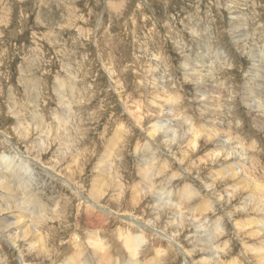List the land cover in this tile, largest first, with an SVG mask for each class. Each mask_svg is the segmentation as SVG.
Returning <instances> with one entry per match:
<instances>
[{"label": "rangeland", "instance_id": "1", "mask_svg": "<svg viewBox=\"0 0 264 264\" xmlns=\"http://www.w3.org/2000/svg\"><path fill=\"white\" fill-rule=\"evenodd\" d=\"M260 24L264 29V0H0V164L12 159V166L24 169L21 177L25 180L26 191L19 189L13 194L19 198L17 204L31 210L25 212L27 218H32L33 211L29 208L32 205L28 206L22 200L25 193H29L32 202L40 206L36 209L45 210L43 236L48 249L40 256L42 259L37 257L38 260L28 248L31 241L21 244L28 264H67L71 257L77 259L72 252H80L77 250L80 245L86 246L85 252L100 264H111L110 257H121L116 247L118 244L122 247L119 233L134 229L122 217L132 215L133 218V214L142 209H148V215H151L146 217V221L139 218L138 222L154 229L149 231L148 239L155 244L142 246L139 263L144 260L145 264H235V261L237 264H259V246L264 244L261 228L264 226L260 224V229L256 223H248V226L247 221L264 220V215H261L264 214V204H261L264 200H260L264 193L256 187L257 183L258 186L264 185V123L255 122L261 116L260 122L264 121V107L258 105L264 104V97L261 101V96L247 93L246 87L254 79L252 90L262 87L264 92V36L257 29ZM226 58L230 62L225 63ZM255 64H260L261 70L255 71ZM191 74L195 75L192 77ZM197 74L200 79L202 75L200 88L194 78ZM224 74L226 76L221 78ZM170 97H179L187 114L199 125L196 126L199 132L207 136L202 135L200 145L195 148L188 145L193 138L189 124H179L178 118L174 117L167 121L169 118L162 114L161 117L158 112L157 108L163 107ZM260 109L262 114L257 112ZM140 115L142 127L136 126L135 122ZM212 120H217L216 124ZM155 122H161L160 128H166L170 134L172 130L188 138L187 141L169 148L168 137L156 133L155 140H151L148 133ZM19 124L29 129V141L40 143L42 148L34 145L31 153L28 151L29 143L26 144L22 140L24 138L17 134ZM229 125L231 128L228 130ZM205 127L208 131L216 130L218 135L208 136V132H204ZM228 131L239 135L237 138L242 140L247 155L241 152V143L227 141ZM217 139L227 142L224 148L231 150L232 147V162L223 153L220 157L215 155V159L211 157L216 149L219 153L223 151L224 144ZM234 157L235 160L232 159ZM253 158H256L254 165H248ZM234 162H241V165L234 166L236 173L243 163L247 164V171L251 172H240V175L247 179L244 178L246 184L249 178L254 180L255 184L249 181L253 187L250 183L247 184L249 187L246 186L239 174L231 176L232 172H228L227 177L223 173L222 167L234 165ZM218 167L222 169V175L217 173L220 171ZM5 174L10 177L8 172ZM215 175L217 177L213 179ZM145 176L149 177L148 180ZM145 179L152 182V187L145 183ZM235 179H242V183H235ZM232 183L240 189L242 186L246 188L237 191L233 188V197L227 191H232ZM229 184L230 189H226ZM249 188L256 189L255 192L254 189L250 191L255 195L258 193L259 198L252 195ZM186 189H190V195L194 197L183 202L182 193ZM133 192H138L140 199ZM112 198L121 201L120 208ZM247 199L252 201L248 203ZM5 200V193L0 188V203L6 206L8 200ZM92 200L99 205L98 209L106 212L105 218L99 216L103 221L101 226H93L94 223L88 226L86 223L88 215L95 212L89 208L96 204ZM127 204L134 209L132 207V211H128L124 206ZM195 206L199 209L196 210ZM160 207L171 209V215L164 220L167 224L157 220ZM11 214L7 212L4 217L0 216V221L11 220ZM241 219H245L246 228H249H245V221H239ZM181 220L186 224L183 229L179 225V221L183 223ZM154 221L155 227L152 226ZM217 225H220V232L214 231ZM176 234L179 240L175 238ZM219 234L220 240L216 242L213 239ZM93 236H98L103 242L100 244L104 252L113 253L110 257L91 245ZM7 240L6 234L0 235V259L8 261L3 264H27L20 258V247ZM32 242L36 243L35 238ZM169 242L175 245L173 252L168 250ZM223 245L231 248L233 254L225 253ZM79 248L83 249L82 246ZM191 250L195 254L192 257L187 254ZM48 251L49 256L46 255ZM144 254L147 256L143 257ZM206 258H209L207 263Z\"/></svg>", "mask_w": 264, "mask_h": 264}, {"label": "bare ground", "instance_id": "2", "mask_svg": "<svg viewBox=\"0 0 264 264\" xmlns=\"http://www.w3.org/2000/svg\"><path fill=\"white\" fill-rule=\"evenodd\" d=\"M254 17V16H253ZM255 17H256V15H255ZM252 18V17H251ZM250 18V19H251ZM247 21V20H246ZM255 21V20H254ZM253 22V21H252ZM251 23V22H250ZM259 23V22H258ZM246 25V24H245ZM251 25V24H250ZM261 24L257 27V29L263 34V36H264V29H263V27L261 26ZM248 27H250V26H248ZM251 28V27H250ZM249 29V28H248ZM260 35V34H259ZM232 39H236V38H234V37H232ZM238 39V38H237ZM240 40V39H239ZM237 41V40H236ZM264 41V40H263ZM262 46V45H261ZM243 46L241 45V48H242ZM263 47H264V44H263ZM219 50V49H218ZM260 51V50H259ZM261 51H263V50H261ZM256 52V51H255ZM264 52V51H263ZM219 53V52H218ZM262 53V52H261ZM260 53V54H261ZM220 54V53H219ZM218 55V54H217ZM261 55H263V54H261ZM203 56V55H202ZM220 57V56H219ZM205 58V57H204ZM207 59V58H206ZM221 59V58H220ZM219 59V60H220ZM223 59V58H222ZM228 59H229V57H228ZM260 60V59H259ZM207 61H209V60H207ZM226 61H227V58L226 59H224V62L226 63ZM258 61V60H257ZM261 61H262V59H261ZM217 62V61H216ZM221 62V61H220ZM223 62V63H224ZM227 62H230V61H227ZM263 62V61H262ZM234 63V62H233ZM261 63V62H260ZM197 64H199V63H197ZM215 64V63H214ZM219 64V63H218ZM229 63H227V65H228ZM226 65V66H227ZM260 65V64H259ZM259 65H256L255 64V71H259V70H261V67L259 66ZM184 66V65H183ZM219 66V65H218ZM232 66V65H231ZM261 66H262V63H261ZM221 67V66H220ZM258 67H260V69L258 68ZM262 67H264V66H262ZM201 69H202V67H200ZM199 68V69H200ZM204 68V67H203ZM227 68V67H226ZM228 68H230V67H228ZM206 69V68H205ZM224 69V68H223ZM207 70V69H206ZM201 71V70H200ZM202 71H203V69H202ZM201 71V72H202ZM229 71H231V70H229ZM210 72V71H209ZM224 72V71H223ZM227 72V71H226ZM203 73V72H202ZM218 73V72H217ZM216 73V74H217ZM204 74V73H203ZM221 74V73H220ZM255 74H256V72H255ZM255 74L253 75L254 76V78H255ZM264 74V73H263ZM188 75H189V73H188ZM193 74H191V76H192ZM195 75V74H194ZM193 75V76H194ZM199 74H197L194 78L196 79V81L199 83V82H201L202 83V81H201V79H202V75H201V79L200 78H198L197 76H198ZM260 75H262V74H260ZM192 76V77H193ZM206 76H208V75H205V77ZM224 76H226L225 74L222 76L221 75V78L222 77H224ZM247 76V75H246ZM257 77H258V75H256ZM259 77H261V76H259ZM187 78V77H186ZM262 78V77H261ZM204 79V78H203ZM253 79V78H252ZM260 79V78H259ZM264 79V78H263ZM188 80V79H187ZM257 80V79H256ZM261 80V79H260ZM232 81V80H231ZM253 81H254V79H253ZM253 81H251L250 80V82H249V84L247 85V87H246V90H247V93H248V91H249V93H252V94H255V95H257V96H261V101L263 100V97H264V92H263V90H262V87H260V85H259V89H257L256 91L255 90H252L253 88L252 87H254L253 86V84H254V82ZM258 81V80H257ZM256 82V81H255ZM261 82V81H260ZM197 83V84H198ZM204 83V82H203ZM258 83V82H257ZM208 84V83H207ZM211 84V83H210ZM209 84V85H210ZM233 84V83H232ZM199 85V88H200V83L198 84ZM217 86H219V85H217ZM256 86V85H255ZM70 88H71V86H69ZM75 87V86H74ZM119 87V86H118ZM257 87V86H256ZM72 89H74V88H72ZM255 89V88H254ZM118 90V89H117ZM240 90V89H239ZM71 91H73V90H71ZM200 91V90H199ZM209 92H210V90H208ZM227 91V90H226ZM232 91V90H231ZM251 91V92H250ZM225 93H227V92H225ZM228 93H230V91L228 92ZM234 93H235V91H234ZM159 94V93H158ZM203 94H205L204 92H203ZM202 94V95H203ZM246 93H244V95H245ZM206 96V95H205ZM236 96V95H235ZM252 96V95H251ZM250 96V97H251ZM204 97V96H203ZM237 97V96H236ZM253 97H255V96H252V98ZM24 98V97H23ZM206 98V97H205ZM209 98V97H208ZM208 98H206V99H208ZM232 98H234V97H232ZM249 98V97H248ZM255 99H257V98H255ZM156 100V99H155ZM230 100H232V99H230ZM239 100V99H238ZM250 100V99H249ZM258 100V99H257ZM234 101V100H233ZM247 101V100H246ZM245 101V102H246ZM254 101H256V100H254ZM167 102V101H166ZM235 102H237V101H235ZM234 102V103H235ZM259 102V101H258ZM257 102V103H258ZM100 103V102H99ZM156 103V102H155ZM233 103V102H232ZM249 103V102H248ZM253 103V102H252ZM251 103V104H252ZM262 103V102H261ZM261 103H259L258 105L260 106V105H263V107H264V104H261ZM170 104H172V106L170 105ZM236 104V103H235ZM234 104V105H235ZM250 104V103H249ZM152 105V104H151ZM159 105V104H158ZM170 105V106H169ZM205 105V104H204ZM254 105H255V103H254ZM144 106V105H143ZM156 106V105H155ZM206 106V105H205ZM204 106V107H205ZM154 107V106H153ZM254 107V106H253ZM235 108V107H234ZM255 108V107H254ZM261 108V107H260ZM158 109V112L160 113V115L162 114V115H165V117H167V118H169L167 121H171V118L170 117H174V118H178V123L179 124H182V123H186V124H189V131L191 132V136L193 137L192 139H191V142L190 141H188V145L191 147V146H193L194 148L196 147V146H198V145H200V143H201V140H199L200 138H201V136L203 135L202 133H201V131L199 132V130L197 129V127L196 126H199L198 124H196L193 120V118L191 117V115H189V114H187V111H185V108H184V106H183V102H180V100H179V97L178 98H175V97H170V99L168 100V102L167 103H165L164 105H163V107L162 106H160V107H158L157 108ZM207 109V108H206ZM236 109V108H235ZM262 109V108H261ZM261 109L259 110V111H257L258 112V114L259 113H261ZM148 110V109H147ZM253 110V109H252ZM264 110V109H263ZM262 110V111H263ZM155 112V111H154ZM165 112H167L166 114H165ZM252 112V111H251ZM158 113V114H159ZM182 113H185V114H182ZM252 113H254V112H252ZM256 113V112H255ZM254 113V114H255ZM157 114V113H156ZM236 114V113H235ZM262 114V113H261ZM264 114V113H263ZM155 115V114H154ZM153 115V116H154ZM162 115H161V117H162ZM14 116H16L15 114H14ZM153 116H151V117H153ZM156 116V115H155ZM155 116H154V118H155ZM258 116V115H257ZM256 116V117H257ZM144 117H145V115H144ZM144 117H142V118H144ZM41 118V117H40ZM214 118H216L217 119V117H214ZM25 119V118H24ZM137 119V121L135 120V122H136V126H139V127H142V125H141V115L139 116V117H137L136 118ZM138 119H139V121H138ZM161 119V118H160ZM164 119V118H163ZM259 119H262V116L259 118ZM259 119H256V121L255 122H257V123H259V124H263L264 123V121L263 122H260V121H262V120H259ZM59 120H61V119H59ZM147 120H148V118H147ZM151 120V119H150ZM174 120V119H173ZM215 120V119H214ZM264 120V119H263ZM161 121V120H160ZM175 121V120H174ZM217 121V120H216ZM215 121V122H216ZM214 121L212 120V123H213ZM214 122V123H215ZM156 123V122H155ZM174 123V122H173ZM172 123V124H173ZM177 122H175V124H176ZM238 123H241V122H238ZM186 124H184V126L186 125ZM216 124V123H215ZM40 125V124H39ZM162 124H161V122H157L156 124H154V127L153 126H151V128H150V130H149V138L151 139V140H155L154 138L156 137L155 136V134L157 133L158 135H160L161 137H168V142L170 143L169 144V148H171V146L172 145H181V144H183V142H185V141H187V139L188 138H186V137H184V136H181V135H179V134H177V133H175L176 131H172V130H170L171 131V134L168 132V130L166 129V128H160V126H161ZM258 125V124H257ZM188 126V125H187ZM217 126V125H216ZM255 126V125H254ZM264 126V125H263ZM182 127V126H181ZM217 127H220V129H221V126H217ZM39 128V127H38ZM205 128H207V127H205ZM231 128V125H229L228 126V130ZM261 128V127H260ZM21 129V130H20ZM145 129V128H144ZM143 129V130H144ZM147 129V128H146ZM183 129H185L184 127H183ZM201 129V128H200ZM235 129H237V128H235ZM18 130H20V131H18ZM34 130V129H33ZM186 130V129H185ZM17 134L18 135H20L22 138H24V139H22L23 141H26V144H28L29 143V145H30V150H29V148H28V151H30V153H31V151H32V148H33V146L35 145L36 147H41L42 148V145L40 144V143H37V142H33V141H29V129L27 128V126H24L23 124H19V126H18V128H17ZM24 131H26L24 134L22 133V132H24ZM147 131V130H146ZM186 131H188V130H186ZM189 131L187 132V133H189ZM231 131V130H230ZM230 131H228L229 133H228V135H227V141H231V142H233V143H241L240 144V147H242L243 149H242V153L243 154H248V152H246L245 150H244V144H242L243 142H242V140L240 139V138H237V137H239V135L238 134H236V135H233ZM41 132H42V130H41ZM43 132H44V130H43ZM203 132V131H202ZM204 132H208L207 133V135L208 136H212V135H214L215 133L218 135V132L215 130V131H208V128L207 129H204ZM234 133H236V132H234ZM2 134V133H1ZM39 134L41 135V133H40V131H39ZM38 134V135H39ZM186 134V133H185ZM190 134V133H189ZM193 134V135H192ZM224 134V133H223ZM223 134H222V136H223ZM46 135V134H45ZM163 135V136H162ZM225 135V134H224ZM238 135V136H237ZM203 136H205V135H203ZM226 136V135H225ZM188 137V136H187ZM205 137H207V136H205ZM205 137H203V138H205ZM218 138V136H215L214 138ZM8 138V137H7ZM6 138V139H7ZM44 138H46V136L44 137ZM43 138V139H44ZM51 137H49V139H50ZM213 138V139H214ZM223 138V137H222ZM32 139H33V137H32ZM148 139V138H147ZM209 139H210V137H209ZM53 140V139H52ZM165 140V139H164ZM212 140V139H211ZM215 140V139H214ZM218 140V139H217ZM44 142H45V140H43ZM125 141V140H124ZM209 141V140H208ZM219 141V143L220 144H224V146H223V149H221V150H223V151H221V150H219V151H221L220 153L218 152V150L216 149V151H214L213 153H212V155H211V157L212 158H214V156L215 155H217V156H219V155H221L222 153L224 154L223 156H226V157H228L229 159H230V156H231V150H232V147H231V150H229V149H227V148H224L226 145L225 144H227V142L225 143V142H220V140H218ZM44 142H43V144H44ZM54 142H56V141H54ZM204 142V141H203ZM205 142H207V141H205ZM215 142V141H214ZM52 143V142H51ZM50 143V144H51ZM216 143V142H215ZM49 144V145H50ZM211 144V143H210ZM213 144V143H212ZM217 144H218V142H217ZM229 144H230V142H229ZM46 145V144H45ZM53 145V144H52ZM168 145V144H167ZM214 145V144H213ZM221 145V146H222ZM60 146H62V144H60ZM215 146V145H214ZM213 146V147H214ZM217 146V145H216ZM215 146V147H216ZM220 146V147H221ZM228 146V145H227ZM49 147V146H48ZM179 147V146H178ZM183 147V146H182ZM181 147V148H182ZM186 147V146H185ZM188 147V146H187ZM209 147V146H208ZM16 148V147H15ZM57 148H59V147H57ZM113 148H115V147H113ZM194 148H192V149H194ZM217 148V147H216ZM6 149V148H5ZM12 149V148H11ZM110 149V148H109ZM177 149H179V148H177ZM187 149H189V148H187ZM248 149V148H247ZM211 150V149H210ZM213 150V149H212ZM215 150V149H214ZM36 151H39V150H36ZM111 151V150H110ZM196 151V150H195ZM199 151V150H198ZM238 151V150H237ZM158 152V151H157ZM170 152V151H169ZM188 152V151H187ZM210 152V151H209ZM208 152V153H209ZM233 152H234V150H233ZM155 153H156V151H155ZM194 154H195V152H194ZM211 154V153H210ZM106 155H108V154H106ZM8 156V155H7ZM10 156V155H9ZM181 156V155H180ZM208 156H210V155H208ZM235 156V155H234ZM253 156V155H252ZM32 157H35V158H37L38 156H32ZM65 157H66V155H65ZM107 157H109V155L107 156ZM196 157V156H195ZM204 157V156H203ZM205 157H206V153H205ZM220 157V156H219ZM232 157H233V155H232ZM104 158V157H103ZM115 158V157H114ZM201 158V157H200ZM206 158H208V157H206ZM210 158V157H209ZM228 158H226V159H228ZM235 158L236 157H234V158H232V159H234L235 160ZM4 158H2V160H3ZM64 159V158H63ZM67 159V158H66ZM197 159V158H196ZM211 159V158H210ZM215 159V158H214ZM219 158L217 157L216 158V160H218ZM225 159V160H226ZM238 159V158H237ZM256 159V158H255ZM254 158H253V160L252 161H250V163L248 164V165H250V166H252V164L254 165V163H253V161L255 160ZM1 160V161H2ZM12 159H10V161H11ZM18 160V159H17ZM111 160V159H110ZM176 160V159H175ZM201 160V159H200ZM250 160H251V158H250ZM9 160H7L6 162H4V163H2V164H0V167H2V169H1V171H2V173H0V180H2V179H4L3 181H0V188H1V190L2 191H4V193H5V201H7V205L5 206V205H3L2 203H0V216H2V217H4L3 215L5 214V213H12L11 214V216L9 217L11 220H5V219H2L1 221H0V235L1 234H6V238L10 241V243H13L14 244V246H16V247H20L19 249H18V251H19V254H20V258H22V260H23V262H26V256L24 257V255H25V253L24 252H22L23 251V248H22V250H21V244H28V242H30V244H29V246H28V248H29V250H30V252H34V255L36 256V257H34V259L35 258H37V257H39V259L41 258L40 256L44 253L45 254V252H47V244H45L44 242H45V236H43V234H44V232H43V230H44V227H45V225H44V222H45V210L43 209V208H40V210L39 209H36L37 207H40V206H38L37 204H35L34 203V201L32 202V200H31V196H30V194L29 193H25V197L24 198H22V200L24 201V203H26V205H32V207H30L29 206V208H32V211H33V213H31V219H29V217L27 218V214H25V212H27V211H31L30 209H24V207L23 206H21L20 204H17V201H19V198H18V196L17 195H15V194H13V193H17V191L19 190V189H21V190H25L26 191V188L25 187H27L26 186V183H25V180H24V178L23 177H21V170H23L24 171V169L23 168H21V167H15V166H12V162H10ZM14 161H16V160H14ZM64 161H65V159H64ZM69 161V160H68ZM185 161V160H184ZM183 161V162H184ZM204 161V160H203ZM206 161V160H205ZM224 161V160H223ZM230 161L232 162V160L230 159ZM41 162V161H40ZM154 162H156V161H154ZM207 162V161H206ZM214 162V161H213ZM219 162H221V161H219ZM225 162V161H224ZM223 162V163H224ZM246 162H247V160H246ZM14 163V162H13ZM227 163V162H226ZM256 163V162H255ZM16 164V163H15ZM222 164V163H221ZM221 164H219V166L221 165ZM230 164V163H229ZM232 164H234V165H230V166H228V167H226L225 168V166H227L226 164H225V166L224 167H222V169H223V173H225L226 174V176H227V173L229 172H232V174L233 175H231V176H237V174H239L240 175V172H241V174H243V172H246V173H250V172H248L247 171V164H245V163H243L244 165L242 166V167H239V169L241 168V170H239L238 171V173H236L237 171H235V167L234 166H237V164H240L241 165V162H237V163H232ZM236 164V165H235ZM20 165V164H19ZM22 165V164H21ZM20 165V166H21ZM39 165V164H38ZM211 165V164H210ZM239 165V166H240ZM217 166V165H216ZM215 166V167H216ZM221 166H223V165H221ZM165 167V166H164ZM167 167V166H166ZM212 167V166H211ZM233 167H234V169H233ZM167 168H169V166L167 167ZM237 168V167H236ZM220 171H219V170ZM218 171L219 172H217V173H220L221 175L223 174V173H221V170L222 169H220L219 167H218ZM255 169H257V167L255 168ZM147 170H149V169H147ZM168 170V169H167ZM238 170V169H237ZM72 171V170H71ZM150 171H152V170H150ZM9 173L10 174V177L8 178L6 175L7 174H5V173ZM29 172V171H28ZM138 172H139V170H138ZM143 172H144V170H143ZM149 172V171H148ZM212 173H213V171H211ZM253 172V171H252ZM254 172H258V171H254ZM81 173V172H80ZM142 173V172H141ZM146 172H144V174H145ZM211 173V174H212ZM83 174V173H82ZM143 174V175H144ZM147 174H149V173H147ZM152 174V173H151ZM150 174V175H151ZM158 174H159V172H158ZM190 174V173H189ZM188 174V175H189ZM210 174V175H211ZM80 175V174H79ZM146 175V174H145ZM160 175V174H159ZM171 175H173V174H171ZM217 175V174H216ZM215 175V177H213V179H215L217 176ZM246 175V174H245ZM248 175V174H247ZM252 175H254V174H252ZM25 176V175H24ZM66 176V175H65ZM149 176V175H148ZM156 176V178H157V175H155ZM226 176L224 177V175H223V178H226ZM240 176H242V175H240ZM249 176V175H248ZM154 177V176H153ZM172 177V176H171ZM219 177V176H218ZM222 177V176H221ZM228 177V176H227ZM230 177V176H229ZM243 177V180L242 179H240V180H236V182L233 180L232 182H235V183H237V181H239V183L241 184L242 182H240L241 180L243 181V182H245V185L246 186H248L249 184L248 183H250L249 181H251L252 183H254L255 181L254 180H251V178H249L250 180L249 181H247V184H246V181H245V177L244 176H242ZM250 177H251V175H250ZM256 177V176H255ZM263 177V176H262ZM66 178V177H65ZM144 178H146L147 180H148V178L149 177H144ZM175 178V177H174ZM220 178V177H219ZM218 178V179H219ZM234 178V177H233ZM240 178V177H239ZM245 178V179H244ZM264 178V177H263ZM119 179V178H118ZM145 179V180H146ZM151 179H153L152 177H151ZM228 179V178H227ZM254 179V178H253ZM14 180V182H12ZM146 180V182L145 181H143V183L145 182V183H147V185H149V186H151L152 187V182L150 183L149 181H147ZM156 180V179H155ZM171 180V179H170ZM190 179H188V180H186V182L187 181H189ZM200 180V179H199ZM217 180V179H216ZM229 180V179H228ZM247 180V179H246ZM67 181H69V180H67ZM214 181V180H213ZM81 182V181H80ZM142 182V181H141ZM141 182H140V186H141ZM259 182V181H258ZM155 182H153V185H155L154 184ZM225 183V182H224ZM256 183V182H255ZM254 183V184H255ZM98 184V183H97ZM117 184V183H116ZM213 184V183H212ZM233 184V183H232ZM251 184V183H250ZM258 185H259V183H257ZM264 184V183H263ZM143 185H145V184H143ZM186 185V184H185ZM185 185H183V186H185ZM234 186H232L231 187V190L234 188V190H238V189H240V188H238V187H236V184H233ZM238 185V184H237ZM243 185V184H242ZM244 185V186H245ZM252 185V184H251ZM250 185V186H251ZM256 186L257 187V189H260L263 193H264V185H262L261 183H260V185H262V186ZM92 186V185H91ZM213 186H215V185H213ZM230 184H229V187H228V185H227V187H226V189H230ZM105 187V186H104ZM136 187V186H135ZM134 187V188H135ZM142 187V186H141ZM147 188H148V186H146ZM154 187V186H153ZM216 187V186H215ZM218 187H220V185L218 186ZM239 187H241L240 185H239ZM249 187V186H248ZM247 187V188H248ZM252 187H253V185H252ZM255 187V188H256ZM101 188V187H100ZM118 188H120V187H118ZM145 188V187H144ZM187 188H189V186H187ZM242 189H240V190H243V189H245L246 187H241ZM124 189V188H123ZM136 189V188H135ZM134 189V190H135ZM143 189V188H142ZM141 189V190H142ZM152 189V188H151ZM183 189V188H182ZM182 189H181V191H182ZM252 189V191H253V189L254 188H251ZM250 188H249V191L251 190ZM96 190V189H95ZM107 190V189H106ZM141 190L139 191V193L141 194ZM144 190V189H143ZM148 190H150V189H148ZM153 190V189H152ZM152 190H150V191H152ZM234 190H232V191H230V190H227L229 193H231L232 195H233V197H235V192H233ZM246 190H248V189H246ZM255 190L256 189H254V192H255ZM99 191V190H98ZM122 191V190H121ZM136 191V190H135ZM168 191V190H167ZM214 191V190H213ZM245 191V190H244ZM21 192V191H20ZM106 192V191H105ZM148 192V191H147ZM169 192H171V191H169ZM198 192V191H197ZM196 192V193H197ZM220 192V191H219ZM240 192H242V191H240ZM251 192V191H250ZM250 192H249V197H251V194H250ZM81 193V192H80ZM119 193H120V191H119ZM133 193H135V192H133ZM138 192H136L135 194H137ZM179 193H180V191H179ZM182 193V192H181ZM195 193V194H196ZM237 193V192H236ZM239 193V192H238ZM243 193V192H242ZM245 193V192H244ZM252 193V192H251ZM103 194V193H102ZM135 194H134V196H135ZM151 194H152V192H151ZM183 194V196L181 195V194H178V195H181L182 196V198H181V200L183 199V202H184V200L185 201H187V199H190V197H191V195H190V189H186V190H184V193H182ZM199 194V193H198ZM207 194V193H206ZM205 194V195H206ZM221 194V193H220ZM225 194L227 195L228 193H226L225 192ZM231 194H230V196H231ZM240 194V193H239ZM254 193H252V195H253ZM110 195V194H109ZM138 195V194H137ZM155 194L153 193V196H154ZM200 195V194H199ZM255 195V194H254ZM256 195H258V193H256ZM255 195V196H256ZM15 196H17V198L15 197ZM150 196V195H149ZM159 196V195H158ZM198 196V195H197ZM223 196V195H222ZM221 196V197H222ZM229 196V195H228ZM104 197V196H103ZM110 198H111V196H109ZM129 197V196H128ZM137 197V196H136ZM135 197V198H136ZM141 197V196H140ZM194 197V196H193ZM193 197H191V198H193ZM226 197V196H225ZM237 197V196H236ZM240 197H242V196H240ZM253 197V196H252ZM252 197L250 198V199H252ZM109 198V199H110ZM138 198H139V195H138ZM146 198V197H145ZM161 198V197H160ZM174 198V197H173ZM244 198V197H243ZM246 198H248V197H246ZM246 198H244V199H246ZM255 198V197H254ZM253 198V199H254ZM258 198H259V195H258ZM262 198V199H261ZM260 198V200H264V198L263 197H261ZM113 199V201H114V203H118V205H117V207H119V203L121 202L119 199H115V198H112ZM140 199V198H139ZM147 199V198H146ZM176 200L178 199V198H175ZM209 199V198H208ZM218 199L220 200L221 198L220 197H218ZM230 199V198H229ZM233 199H236V198H233ZM249 199V201H248V199H247V202L249 203L250 201H252V200H250ZM97 200V199H96ZM106 200H107V198H106ZM180 200V199H179ZM181 200H180V202H181ZM192 200V199H191ZM190 200V201H191ZM217 200V199H216ZM242 200V199H241ZM255 200V199H254ZM259 199H257V201H258ZM86 201V200H85ZM94 200H92V202H93ZM100 201V200H99ZM98 201V202H99ZM108 201V200H107ZM106 201V202H107ZM111 201V200H110ZM110 201H109V203H110ZM189 201V202H190ZM212 201V200H211ZM223 201V200H222ZM243 201H246V200H243ZM256 201V202H257ZM105 202V201H104ZM125 202V201H124ZM137 203H138V205L140 206V204H139V201H136ZM154 202V201H153ZM188 202V201H187ZM221 202V201H220ZM225 202V201H224ZM223 202V203H224ZM228 201H226V203H227ZM240 202V201H239ZM261 202V201H260ZM263 202V201H262ZM93 203H96V202H93ZM143 203V202H142ZM142 203H141V205H142ZM179 203V202H178ZM231 203V202H230ZM234 203V202H233ZM244 203V202H243ZM258 203V202H257ZM104 204V203H103ZM107 204V203H106ZM122 204H123V200H122ZM157 204V203H156ZM175 204V203H174ZM200 204V203H199ZM228 204V203H227ZM246 204V203H245ZM251 204H254V203H251ZM260 204V203H259ZM261 204H264V203H261ZM12 205V206H11ZM81 205H83V204H81ZM92 205H94V204H92ZM109 205V204H108ZM137 205V204H136ZM151 205H153V204H151ZM173 205V204H172ZM178 205H180V204H178ZM201 205V204H200ZM204 205V204H203ZM209 205V207H210V203L208 204ZM243 206V204H241L240 203V206ZM97 208H96V207ZM125 207H128V204L127 205H124ZM130 206V205H129ZM181 206V205H180ZM198 206V205H197ZM197 206H195V208L197 207ZM236 205H234V207H235ZM241 206V207H242ZM263 206V205H262ZM112 207H116V206H112ZM133 207V206H132ZM131 207V208H132ZM137 207V206H136ZM145 207V206H144ZM156 207V206H155ZM179 207V206H178ZM201 207V206H200ZM203 207V206H202ZM214 207V206H213ZM222 207V206H221ZM243 207H245V206H243ZM257 207V206H256ZM91 210H94L95 212H91L92 214H90V215H88L89 216V218H87V225L88 226H90V224H93L94 223V225L93 226H95V225H100L101 226V223L103 222V221H101V219L99 218V216L100 217H102V218H105L104 216L106 215V212H104V211H102V210H100V209H98L99 208V205L96 203L94 206H91V207H89ZM107 208V207H106ZM109 209H110V207H108ZM120 208V207H119ZM130 207H128L127 209H128V211H132V209H134V207L131 209ZM175 208V207H174ZM188 208V207H187ZM204 208H205V206H204ZM227 208V207H226ZM249 208V207H248ZM254 208H255V206H254ZM90 209H88L89 211H90ZM122 209V208H121ZM124 209V208H123ZM146 209V208H145ZM158 209V208H157ZM185 209V208H184ZM183 209V210H184ZM199 208L197 207V209L196 210H198ZM233 209V208H232ZM252 209H253V205H252ZM256 209V208H255ZM38 210H39V215L37 214V212H38ZM108 210V209H107ZM111 210V209H110ZM207 210H208V207H207ZM260 210V209H259ZM109 211V210H108ZM115 211H117V210H115ZM121 212L120 213H123L122 212V210H120ZM125 211V210H124ZM199 211H201V210H199ZM203 211V210H202ZM234 211V210H233ZM250 211H252V210H250ZM249 211V212H250ZM256 211H258V210H256ZM255 211V212H256ZM119 212V211H118ZM126 212H127V210H126ZM155 212V211H154ZM157 212V211H156ZM159 213H158V216H157V220H159L160 222H162L163 223V221L165 220H167V218H168V216L169 215H171V209L170 208H168V207H160L159 208V211H158ZM241 212V211H240ZM254 212V211H253ZM262 211H260V213H261ZM30 213V212H29ZM141 213H144V214H141ZM148 213H150V212H148V209H147V211L146 210H141V212H139V213H132L133 214V218L130 216V217H128V216H124V218L122 217V219L123 220H126L127 219V222H128V224H129V222H130V224L134 227V229H129V230H126L125 231V233L123 234V230L119 233V240H121L120 242V244H121V246L122 247H120L119 246V244H118V246H116V247H118V249L119 250H117V251H119L118 253H120L118 256H121V257H119L120 259H118V258H116V257H114V258H112V257H110L109 255H112L113 253H111L110 252V254L109 253H107V252H104L103 251V246H102V241L101 240H99L98 238V236L97 237H94V239H92L91 241H90V243H91V245L93 246L94 245V247H98V252H100V250H102L101 252H102V254H106L107 255V257L109 256L110 257V260L109 261H111L112 260V263L111 264H140V263H144V260L142 261V262H138V257H139V251H140V249H142V246L143 245H145L146 243H147V245L148 244H152L153 245V243L155 244V241H153L152 239H148V237H149V234H150V232L149 231H154V229L153 228H149V227H145V225H143L142 223H139L138 222V220H139V218H141L142 219V221L144 220V221H146V217H150V215H148ZM151 213H152V211H151ZM238 213V212H237ZM124 214V213H123ZM146 214V215H145ZM194 215L196 214V213H193ZM254 214H256L257 215V212L256 213H254ZM259 214V213H258ZM108 215V214H107ZM235 215V214H234ZM255 215V216H256ZM262 216L264 215V214H261ZM179 216V215H178ZM207 216V215H206ZM259 216V215H258ZM93 217V218H92ZM155 217V216H154ZM153 217V218H154ZM183 217V216H182ZM197 217V216H196ZM232 217V216H231ZM254 217V216H253ZM257 217V216H256ZM25 218H27V222H25L24 220H26ZM91 218H92V220H91ZM107 218V217H106ZM244 218V217H243ZM247 218V217H246ZM249 218V217H248ZM248 218H247V220H248ZM259 218V217H258ZM23 219V220H22ZM137 219V220H136ZM141 219H140V221H141ZM174 219V218H173ZM220 219V218H219ZM222 219V218H221ZM174 220H176V219H174ZM173 220V221H174ZM188 220V219H187ZM250 221L248 222L247 221V225H248V223L251 225V224H257V225H259V229H260V227H262V226H260V224L261 225H263L264 226V220H262V219H260L259 218V220L258 219H253L254 221H252V219H249ZM21 221H24L23 223H21ZM105 221V220H104ZM164 221V222H165ZM182 222H183V220H181ZM239 221H241V222H243V221H245V219H241V220H239ZM176 222V221H175ZM174 222V223H175ZM146 223V222H145ZM148 224H150L151 223V221L150 220H148V222H147ZM154 224L152 225L153 227H155V226H157L156 225V223H155V221L153 222ZM159 223V222H158ZM166 223V222H165ZM174 223H173V225H174ZM237 223V222H236ZM167 224V223H166ZM176 224H178L177 222H176ZM222 223H220V225H221ZM234 224V223H233ZM238 224H241L240 222L238 223ZM238 224H236L238 227L240 226V225H238ZM244 225L246 224V221L243 223ZM127 225V224H126ZM179 225H181L182 226V229H183V227L186 225L184 222L183 223H180V221H179ZM220 225H217L216 227H215V230L214 231H216V232H218L219 231V229H220ZM226 225V224H225ZM235 225V226H236ZM242 225V224H241ZM250 225H248V226H250ZM51 226V225H50ZM92 226V227H93ZM211 226V225H210ZM213 227H214V225H212ZM247 226V228H249ZM254 226V225H253ZM34 227H35V230H34ZM124 227V226H123ZM212 227V228H213ZM237 227V229L239 230V228ZM212 228H210V229H212ZM224 228V227H223ZM232 228V227H231ZM241 228H244V227H241ZM240 228V229H241ZM245 228H246V225H245ZM246 228V229H247ZM257 228V227H256ZM147 229V230H146ZM187 229V228H186ZM222 229V228H221ZM235 229H236V227H235ZM252 229H255L254 227L252 228ZM45 230H47L46 228H45ZM230 230V229H229ZM264 231V228H261V231ZM36 231V232H35ZM48 231V230H47ZM98 231V230H97ZM167 231V230H166ZM168 231H170L171 232V230H168ZM177 231V230H176ZM209 231V230H208ZM259 230H257V232L256 233H259L258 232ZM37 232H38V234H37ZM210 232V231H209ZM220 232V231H219ZM222 232H224V231H222ZM239 232V231H238ZM248 232H251V231H249L248 230ZM169 233V232H168ZM172 233V232H171ZM213 233H215V232H213ZM212 233V234H213ZM225 233V232H224ZM253 233H255V231L254 232H252V234ZM46 234H48L47 232H46ZM210 234V233H209ZM216 234V233H215ZM230 235V234H229ZM245 235V234H244ZM259 235V234H258ZM75 236V235H74ZM154 236V235H153ZM175 236V234L173 235V237ZM180 236V235H179ZM210 236H212V235H210ZM219 236H221L220 234L218 235V236H216V239H213V240H216V242H218L219 240H220V237ZM248 236V235H247ZM254 236H256V235H254ZM49 237H50V235H49ZM49 237H47L48 239H49ZM52 237V236H51ZM159 237H161V236H159ZM34 238H35V240H36V243H34V242H32V241H34ZM86 238V237H85ZM118 238V237H117ZM177 240H179L178 238H177V234H176V237H175ZM214 238H215V235H214ZM258 238V237H257ZM89 239H90V237H89ZM113 239V238H112ZM154 239V238H153ZM175 239V240H176ZM192 239V238H191ZM226 239V238H225ZM7 240V241H8ZM44 240V241H43ZM80 240V239H79ZM161 240H162V238H161ZM176 240V241H177ZM48 241V240H47ZM71 241V240H70ZM170 241V240H169ZM203 241V240H202ZM259 241V240H258ZM100 242H102L101 244H100ZM160 242H162V241H160ZM171 242V241H170ZM169 242V244H168V250L170 251V252H173L174 250V244H172V243H170ZM173 242V241H172ZM183 242V241H182ZM246 242V241H245ZM244 242V243H245ZM68 243V242H67ZM72 243V242H71ZM107 243V242H106ZM181 243V242H180ZM187 243V242H186ZM226 243H228V242H226ZM225 242H224V244H226ZM45 244V245H44ZM68 244H70V243H68ZM166 244H167V242H166ZM232 244V243H231ZM262 244V243H261ZM49 246H50V244H48ZM190 245V246H189ZM188 246V248H190L191 247V244H189ZM220 245H221V243H220ZM229 245V244H228ZM259 245V244H258ZM263 246L262 247H260L259 246V252H261V254H260V256L261 257H259V264H264V244H262ZM77 246V245H76ZM83 247V249H81V248H79V247ZM192 246H193V244H192ZM223 246H225L222 250L225 252V253H228L229 255H232L233 254V250H231V248H227V245H223ZM222 246V247H223ZM22 247H26V246H22ZM68 247V246H67ZM75 247V246H74ZM84 247H86V246H84V245H80V246H77V250H80V252H72L73 254H74V258L75 257H77V259L76 260H73L72 259V257L69 259V261L67 262V264H100L95 258H93V256H89L86 252H85V248ZM204 247V246H203ZM256 247V246H255ZM88 248V247H87ZM151 248V247H150ZM160 248V247H159ZM25 250H26V248H24ZM106 249V248H105ZM146 249V248H145ZM72 250V249H71ZM76 250V251H77ZM218 250H219V248H218ZM256 250V249H255ZM55 251V250H54ZM67 251V250H66ZM110 251V250H109ZM148 251V250H147ZM153 250H151V252H152ZM192 251H194V250H191L190 252H187V254H189L191 257H192V254H194V253H192ZM221 251V250H220ZM219 251V252H220ZM52 252V251H51ZM56 252V251H55ZM97 252V253H98ZM114 252H115V250H114ZM256 252H258V250L256 251ZM50 252L48 251V253L46 254V255H48ZM64 253H66V252H64ZM70 253V252H69ZM68 253V254H69ZM116 253V252H115ZM155 253V252H154ZM157 253V252H156ZM179 253V252H178ZM93 254V253H92ZM91 254V255H92ZM100 254V253H99ZM149 253H147V255H148ZM157 254H159V253H157ZM156 254V255H157ZM29 255H31V254H29ZM29 255L27 256L28 258H30L29 257ZM58 255V254H57ZM67 255V254H66ZM70 255V254H69ZM72 255V254H71ZM70 255V256H71ZM76 255V256H75ZM147 255H143V257L144 256H147ZM155 255V256H156ZM195 255V254H194ZM224 255V254H223ZM222 255V256H223ZM226 255V254H225ZM247 255V254H246ZM32 256V255H31ZM49 256V255H48ZM51 256V255H50ZM54 256V255H53ZM219 256H220V254H219ZM52 257V256H51ZM61 257V256H60ZM67 257H69V256H67ZM96 257V256H95ZM106 257V258H107ZM221 257V256H220ZM236 257H238V256H236ZM42 258H43V256H42ZM41 258V259H42ZM45 258H46V256H45ZM48 258V257H47ZM58 258V257H57ZM62 258V257H61ZM64 258V257H63ZM96 258H99V257H96ZM105 258V260L107 261L108 259H106ZM128 259V260H126V261H124V259ZM210 258V257H209ZM208 258V259H209ZM213 258V257H212ZM215 258V257H214ZM213 258V259H214ZM223 258V257H222ZM232 258V257H231ZM231 258H229V259H231ZM38 259V258H37ZM38 259V260H39ZM65 259V258H64ZM156 259V258H155ZM207 259V258H206ZM205 259V262L207 263V261H208V259L206 260ZM211 259V258H210ZM2 259H0V261H1ZM31 260H32V258H31ZM146 260V259H145ZM234 260V259H233ZM34 261V260H33ZM141 261V260H140ZM232 261V260H231ZM250 261V260H249ZM36 262V261H35ZM126 262V263H125ZM159 262V261H158ZM157 262V263H158ZM212 262V261H211ZM3 263H8V261H7V259L6 258H4L3 260H2V264ZM27 263V262H26ZM222 263V262H221ZM232 263V262H231ZM235 264H237L236 263V261L234 262ZM241 263V262H240ZM239 263V264H240ZM28 264V263H27ZM60 264V263H59ZM64 264V263H63ZM102 264V263H101ZM105 264V263H104ZM145 264V263H144ZM217 264V263H216ZM228 264V263H227ZM244 264V263H243ZM250 264V263H249Z\"/></svg>", "mask_w": 264, "mask_h": 264}]
</instances>
